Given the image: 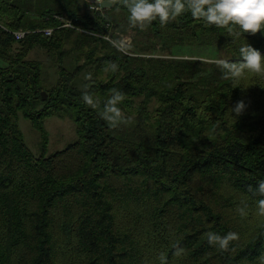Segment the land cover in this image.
Here are the masks:
<instances>
[{"label":"trees","instance_id":"1","mask_svg":"<svg viewBox=\"0 0 264 264\" xmlns=\"http://www.w3.org/2000/svg\"><path fill=\"white\" fill-rule=\"evenodd\" d=\"M97 3L0 0V24L28 30L15 40L0 27V264H258L264 79L233 84L211 61L237 62L245 44L264 55V31L232 37L190 13L141 30L122 4ZM118 27L123 50L100 36ZM111 89L132 123L110 128L82 100L102 107ZM19 113L39 134L37 155ZM49 116L69 117L76 136L46 154ZM229 231L239 239L228 251L208 243Z\"/></svg>","mask_w":264,"mask_h":264},{"label":"clouds","instance_id":"2","mask_svg":"<svg viewBox=\"0 0 264 264\" xmlns=\"http://www.w3.org/2000/svg\"><path fill=\"white\" fill-rule=\"evenodd\" d=\"M98 3L101 7L106 3L122 4L128 10L129 23L133 27L138 26L141 30L153 21L158 20L161 26H165L184 13H190L192 18L202 20L206 26L226 29L227 34L232 37H239L244 33L255 35L264 31V0H98ZM202 62L209 61L202 59ZM211 62L221 68L222 78L232 81L233 84L248 79L249 73L264 79V55L248 44L239 48L237 62L226 59H216ZM117 67L115 63H110L112 71L117 70ZM86 78L91 79V74H87ZM124 99L125 96L121 91L111 89L109 98L101 107L98 98L90 94L82 96L86 105L99 110L100 117L110 128L132 123L131 118L125 117L118 107ZM245 108V102L239 100L230 108L231 114L234 113V117H239ZM248 191H253L251 186ZM258 193L264 197V180L259 182ZM237 211L242 218L248 215L244 209L238 208ZM255 214L264 218V198L256 201ZM206 237L210 245L216 246L220 251H228L230 242L238 240L239 234L229 231L221 236L215 232H208ZM172 249H174L172 255L175 257L185 254V249L179 247L178 241L172 244ZM163 256L164 254L161 253V258ZM257 260L258 264H264V253H261Z\"/></svg>","mask_w":264,"mask_h":264},{"label":"rangeland","instance_id":"3","mask_svg":"<svg viewBox=\"0 0 264 264\" xmlns=\"http://www.w3.org/2000/svg\"><path fill=\"white\" fill-rule=\"evenodd\" d=\"M98 4V3H97ZM98 6V5H97ZM93 7V6H92ZM126 27H118L115 31L118 34L124 35ZM117 36V35H115ZM119 36V35H118ZM30 57L43 58L41 52L31 53ZM49 73L53 72V67L48 69ZM17 124L22 132L23 138L31 152L37 155L40 152V138L36 130L33 129L30 121L25 118L21 113L18 114ZM44 126L48 132V143L45 149L46 154L55 150L63 148L65 145L75 139L74 124L69 117L49 116L44 121Z\"/></svg>","mask_w":264,"mask_h":264},{"label":"built area","instance_id":"4","mask_svg":"<svg viewBox=\"0 0 264 264\" xmlns=\"http://www.w3.org/2000/svg\"><path fill=\"white\" fill-rule=\"evenodd\" d=\"M56 18H58L59 20H61L63 22V26H66V27H72L73 26L72 23L70 22V20L63 17V16H57L56 15ZM0 27L3 28L4 30L8 31L9 33H11L14 36L15 40L22 39L28 33V30H26V29L9 30L6 27H4L2 24H0ZM42 32L44 35H50L51 29L45 28L42 30ZM115 35H117V36H115ZM100 36L104 37L105 39L110 40L113 44H115L116 46H118L120 49L123 50L125 39L124 38L118 39V37L120 38L122 36L121 34H118L116 31H114L112 35L105 34V35H100Z\"/></svg>","mask_w":264,"mask_h":264},{"label":"water","instance_id":"5","mask_svg":"<svg viewBox=\"0 0 264 264\" xmlns=\"http://www.w3.org/2000/svg\"><path fill=\"white\" fill-rule=\"evenodd\" d=\"M92 1L98 2V0H92ZM111 6H112L111 3H106L105 6H103V8H110ZM44 97H45V94L42 93V98H44Z\"/></svg>","mask_w":264,"mask_h":264}]
</instances>
